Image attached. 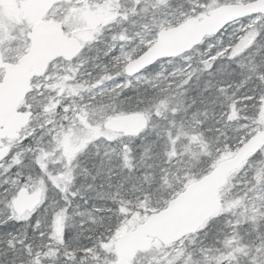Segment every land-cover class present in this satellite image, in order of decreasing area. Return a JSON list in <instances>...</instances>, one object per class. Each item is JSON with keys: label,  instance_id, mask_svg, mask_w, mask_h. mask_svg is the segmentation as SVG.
I'll return each instance as SVG.
<instances>
[{"label": "snow or ice", "instance_id": "1", "mask_svg": "<svg viewBox=\"0 0 264 264\" xmlns=\"http://www.w3.org/2000/svg\"><path fill=\"white\" fill-rule=\"evenodd\" d=\"M0 264H264V0H0Z\"/></svg>", "mask_w": 264, "mask_h": 264}]
</instances>
